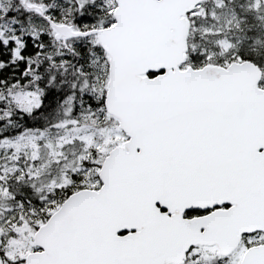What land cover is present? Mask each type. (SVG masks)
<instances>
[{"label":"snow or ice","instance_id":"6c2138e0","mask_svg":"<svg viewBox=\"0 0 264 264\" xmlns=\"http://www.w3.org/2000/svg\"><path fill=\"white\" fill-rule=\"evenodd\" d=\"M0 264H264V0H0Z\"/></svg>","mask_w":264,"mask_h":264}]
</instances>
